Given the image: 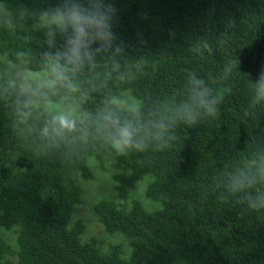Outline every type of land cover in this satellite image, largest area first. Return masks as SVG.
Listing matches in <instances>:
<instances>
[{
	"label": "trees",
	"instance_id": "16d2710c",
	"mask_svg": "<svg viewBox=\"0 0 264 264\" xmlns=\"http://www.w3.org/2000/svg\"><path fill=\"white\" fill-rule=\"evenodd\" d=\"M111 2L125 51L97 55L70 74L75 90L45 86L52 103L37 95L26 107L17 74L46 85L52 49L38 14L56 0H0V264H264V210L236 203L264 183L234 197L226 190L264 155V103H252L251 89L264 68V0ZM189 72L230 92L214 117L173 124ZM125 91L132 98L120 106ZM57 106L76 130L44 137ZM108 111L133 122L144 152L113 151ZM90 160L111 170L112 197L89 205L99 232L72 220ZM138 185L145 204L130 196Z\"/></svg>",
	"mask_w": 264,
	"mask_h": 264
},
{
	"label": "clouds",
	"instance_id": "9594fccd",
	"mask_svg": "<svg viewBox=\"0 0 264 264\" xmlns=\"http://www.w3.org/2000/svg\"><path fill=\"white\" fill-rule=\"evenodd\" d=\"M0 7L3 5L0 4ZM117 11L111 0H56L51 8L38 14V25L44 31L48 48L52 49L44 54L49 79L46 85H20V94L25 97L24 106H31L34 102L32 98L37 95L46 105L51 104L47 94L40 91L42 88L47 86L55 89L57 85H63L75 90L70 74L77 72L86 62L94 61L97 55L109 53L115 56L125 51L127 45L114 32ZM24 12L27 14V9ZM208 50L211 51L210 48ZM235 63L231 61L225 66L224 79L230 75ZM186 83L187 99L176 108L173 124L179 120L191 126L202 119L214 117L225 94L230 92L227 87L214 89L195 72L188 73ZM251 85L252 103H264V68ZM131 111L137 113L138 109ZM101 119L108 129L106 140L118 155H126L130 151L144 152L147 149L148 145L144 141L136 139L137 128L131 120H121L119 115L111 111L104 113ZM159 127L164 129L165 125L160 124ZM75 130L76 120L65 112H57L46 122L42 135L62 138ZM156 139H160V136L157 135ZM171 139H175V136ZM258 182L264 183V155L254 162V171L240 170L232 175L226 190L234 197ZM236 203L243 205L245 211L264 210V193L247 195Z\"/></svg>",
	"mask_w": 264,
	"mask_h": 264
},
{
	"label": "rangeland",
	"instance_id": "374dc122",
	"mask_svg": "<svg viewBox=\"0 0 264 264\" xmlns=\"http://www.w3.org/2000/svg\"><path fill=\"white\" fill-rule=\"evenodd\" d=\"M34 76H36L34 74ZM32 77V75H29L25 72H21L17 74L16 82L18 85H21L22 83L28 82V79ZM42 79V78H41ZM40 79V80H41ZM130 96L129 91H125L122 93V97L119 100V105L121 106V100L125 96ZM131 97V96H130ZM132 98V97H131ZM133 100V99H132ZM134 101V100H133ZM125 100H122V104H125ZM62 105V104H60ZM60 112H62L63 108L62 106L56 107ZM90 166L93 170V178L89 181H82L78 180L80 183V186L82 187V195L80 199V203L76 207V211L74 212L72 216V220L75 219H81L78 216L82 217L83 222L87 225V228L89 227L90 230H94L96 232H99L101 230L100 225L94 221H92L91 213L89 211V205L94 202L95 200L103 197H112V182H111V170L107 168L108 170L101 171L97 169L98 163L95 161L90 160ZM145 182V181H141ZM140 183V182H139ZM143 192V186H139L138 188H134L130 196L136 197L139 200H141L144 204L146 203L145 198L142 195Z\"/></svg>",
	"mask_w": 264,
	"mask_h": 264
}]
</instances>
